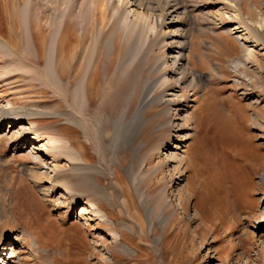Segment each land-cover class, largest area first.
Listing matches in <instances>:
<instances>
[{
  "label": "rangeland",
  "instance_id": "1",
  "mask_svg": "<svg viewBox=\"0 0 264 264\" xmlns=\"http://www.w3.org/2000/svg\"><path fill=\"white\" fill-rule=\"evenodd\" d=\"M2 2L0 264H264V0Z\"/></svg>",
  "mask_w": 264,
  "mask_h": 264
},
{
  "label": "bare ground",
  "instance_id": "2",
  "mask_svg": "<svg viewBox=\"0 0 264 264\" xmlns=\"http://www.w3.org/2000/svg\"><path fill=\"white\" fill-rule=\"evenodd\" d=\"M3 1V2H2ZM129 3H137V0H129ZM184 1V0H183ZM1 2L3 3L4 6V0H1ZM99 2V1H98ZM147 5L145 7L149 8L148 6H153L154 5V9H156V11H159V22H160V26L163 28V26H166L167 28H172V30L170 29V31L172 32L171 38L174 39V41L176 43L179 44V42H181V40L183 41L184 39V43H187L188 40V35L185 32H179V24L184 23L185 18L184 16H182V14H185V12L183 11L182 8V0H146ZM145 3V4H146ZM139 4V3H138ZM137 4V5H138ZM181 4V5H180ZM141 5V4H140ZM143 5V4H142ZM144 15V14H143ZM143 18V17H140ZM17 22V21H16ZM16 26V25H15ZM65 30L66 31H71V27L70 25L66 24L65 25ZM11 29V28H10ZM60 37V43H57V46L53 45L52 51H51V57H50V61H49V68H48V73L50 76V79L54 82H57V79H60L58 73V67H57V61L59 59H61V57L64 55V51L66 50L67 52V48L65 47L64 43L66 42L65 40V32L63 30V33L61 34ZM1 38V36H0ZM4 38H2L3 41ZM1 41V40H0ZM2 41L0 42V45L2 44ZM5 41V40H4ZM10 42V41H9ZM15 43V42H14ZM7 44V43H6ZM3 47L5 46L4 44H2ZM183 45V42H182ZM9 46V45H8ZM7 45L5 47H8ZM10 47V46H9ZM40 49H43L44 46L40 43L39 45ZM11 48V47H10ZM13 50V49H12ZM12 50L10 51V53L12 52ZM51 50V49H50ZM8 51V50H7ZM16 54V51H14ZM13 52V53H14ZM65 52V53H66ZM12 53V54H13ZM18 54V53H17ZM20 54V53H19ZM22 54V53H21ZM178 54V53H177ZM14 55V54H13ZM15 56V55H14ZM17 56V55H16ZM15 56V58H16ZM20 56V55H19ZM172 60L179 62V56L174 55L171 56ZM18 60V58H16ZM22 60V58H21ZM187 64V63H186ZM32 65V64H31ZM184 66V65H183ZM187 66V65H186ZM189 66V65H188ZM185 67V66H184ZM190 68V67H189ZM183 70V69H182ZM186 71L182 72L184 73V77L185 76H189L188 72V68H185ZM38 71V69H37ZM190 72V71H189ZM193 74V73H192ZM45 77H47V73H44ZM170 78V77H169ZM186 79V78H185ZM170 79H166V81H169ZM152 91V86H148L146 88L145 94L140 102V105L136 111V113L133 115V119L132 122L129 124V126L132 127V132H133V136L135 137L140 128H141V124L144 121L143 120V116H142V112L143 110L150 105V103L153 101V98L150 96V92ZM15 119L13 118L12 121H10L11 123L14 122ZM4 121H0V127L5 125ZM4 124V125H3ZM120 125V124H119ZM13 127V126H12ZM2 128V127H1ZM121 129V127H120ZM33 134V133H31ZM128 134V133H127ZM33 138L34 135H31ZM131 137V136H130ZM134 139V138H133ZM136 150V149H135ZM43 183V182H42ZM45 183V182H44ZM42 194L44 196H46V190H43ZM47 197V196H46ZM47 200H49V198H47ZM89 198H85L86 204L89 202L88 201ZM91 200V199H90ZM85 201L83 203H85ZM93 203V202H92ZM96 211V210H95ZM32 234L35 235V232H33ZM3 242L0 241V245H2ZM1 249V247H0Z\"/></svg>",
  "mask_w": 264,
  "mask_h": 264
}]
</instances>
